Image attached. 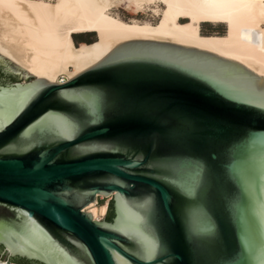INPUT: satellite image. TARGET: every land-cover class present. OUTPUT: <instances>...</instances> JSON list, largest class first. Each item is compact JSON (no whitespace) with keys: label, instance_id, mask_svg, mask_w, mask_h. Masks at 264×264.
I'll list each match as a JSON object with an SVG mask.
<instances>
[{"label":"water","instance_id":"1","mask_svg":"<svg viewBox=\"0 0 264 264\" xmlns=\"http://www.w3.org/2000/svg\"><path fill=\"white\" fill-rule=\"evenodd\" d=\"M0 264H264V79L148 39L65 82L0 55Z\"/></svg>","mask_w":264,"mask_h":264},{"label":"bare ground","instance_id":"2","mask_svg":"<svg viewBox=\"0 0 264 264\" xmlns=\"http://www.w3.org/2000/svg\"><path fill=\"white\" fill-rule=\"evenodd\" d=\"M122 4L149 8L157 23L121 19L112 9ZM206 22L226 25V34L202 35ZM78 32H94L95 42L76 46ZM133 39L203 50L264 79V0H0V55L50 82L75 77ZM98 196L84 210L101 220L107 204L97 208Z\"/></svg>","mask_w":264,"mask_h":264},{"label":"rangeland","instance_id":"3","mask_svg":"<svg viewBox=\"0 0 264 264\" xmlns=\"http://www.w3.org/2000/svg\"><path fill=\"white\" fill-rule=\"evenodd\" d=\"M131 8V7H130ZM125 4L120 5L119 7H115L112 9V12L115 13V15H118L121 19L125 21H132V20H138L141 22H151L153 24H156L158 21V18L156 16H153V13L149 8H144L142 11H136L134 7L130 9ZM187 20H181V22H186ZM205 32L211 35H225L227 32V27L224 24H214L211 22H206L201 25V32ZM96 37L95 34H87L83 33V37H86L88 39H92L93 37ZM96 40V38H95ZM95 40H93L95 42ZM83 44V43H81ZM80 44V45H81ZM7 59V58H6ZM9 60V59H8ZM11 61V60H10ZM12 62V61H11ZM14 63V62H13ZM15 64V63H14ZM112 199V196H103L102 198H99L97 200L96 207L99 208L102 205L107 204V209L109 205V201ZM99 213V212H98ZM107 213V211H106ZM106 213L104 217H99L100 219H103L106 217Z\"/></svg>","mask_w":264,"mask_h":264},{"label":"trees","instance_id":"4","mask_svg":"<svg viewBox=\"0 0 264 264\" xmlns=\"http://www.w3.org/2000/svg\"><path fill=\"white\" fill-rule=\"evenodd\" d=\"M83 33L95 34L94 32L93 33L92 32H78V33H73L72 34V38H73V41L76 44V46H79L81 43L91 44V43L94 42L93 40H95V38H96L95 36L92 39H88L86 37H83ZM201 33L204 36L211 35V34H208V33L203 32V31Z\"/></svg>","mask_w":264,"mask_h":264},{"label":"built area","instance_id":"5","mask_svg":"<svg viewBox=\"0 0 264 264\" xmlns=\"http://www.w3.org/2000/svg\"><path fill=\"white\" fill-rule=\"evenodd\" d=\"M103 196H98V198H97V200L99 199V198H102ZM97 200H96V203H97Z\"/></svg>","mask_w":264,"mask_h":264}]
</instances>
